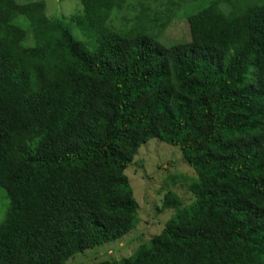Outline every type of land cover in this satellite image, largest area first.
<instances>
[{"label": "trees", "instance_id": "obj_1", "mask_svg": "<svg viewBox=\"0 0 264 264\" xmlns=\"http://www.w3.org/2000/svg\"><path fill=\"white\" fill-rule=\"evenodd\" d=\"M78 1L50 17L0 0V264H66L128 235L125 172L151 139L193 170L171 180L191 202L161 188L160 233L91 264H264V0H200L167 44L171 8L115 31L124 0Z\"/></svg>", "mask_w": 264, "mask_h": 264}, {"label": "rangeland", "instance_id": "obj_2", "mask_svg": "<svg viewBox=\"0 0 264 264\" xmlns=\"http://www.w3.org/2000/svg\"><path fill=\"white\" fill-rule=\"evenodd\" d=\"M44 1L46 2V13L50 17H60L61 14L70 16L79 14L81 11L78 0ZM199 1L124 0L123 8L112 13L110 26L115 31H125L135 23L137 16H152L156 11L164 12L167 8H171L173 12L169 19L161 21L164 22L161 29L157 27L160 40L165 44L181 40L186 41L188 40V26L184 9ZM170 3L174 5L169 6ZM191 173L194 178H190L189 181L195 180L196 175L184 162L177 148L159 143L155 139L148 141L140 148L133 159L132 165L125 172L139 206L138 222L135 228L113 246L99 248L94 252L86 251L83 255H76L66 264H91L102 260L120 261L130 257L139 246L146 244L151 238L160 233L161 228L164 226L163 222L167 221L171 215V212L155 213V209L160 205V200L164 194V191L159 192L161 188L166 187L176 193L182 199L184 205L190 204L191 195L187 188L183 183L173 184L171 180L177 175L189 178ZM6 207L7 199H5L4 191L0 189V220ZM160 221L162 225L159 224Z\"/></svg>", "mask_w": 264, "mask_h": 264}]
</instances>
